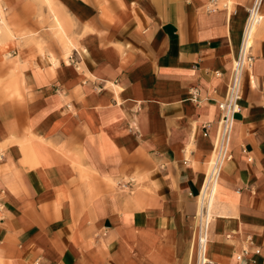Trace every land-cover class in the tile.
Instances as JSON below:
<instances>
[{
	"label": "crops",
	"instance_id": "obj_1",
	"mask_svg": "<svg viewBox=\"0 0 264 264\" xmlns=\"http://www.w3.org/2000/svg\"><path fill=\"white\" fill-rule=\"evenodd\" d=\"M33 2L0 0V264H197L198 196L253 0H57L49 23ZM54 14L66 35L48 47L14 34ZM252 53L210 264H264V19Z\"/></svg>",
	"mask_w": 264,
	"mask_h": 264
},
{
	"label": "built area",
	"instance_id": "obj_2",
	"mask_svg": "<svg viewBox=\"0 0 264 264\" xmlns=\"http://www.w3.org/2000/svg\"><path fill=\"white\" fill-rule=\"evenodd\" d=\"M262 4L263 0H253L247 10L248 16L239 50L232 60L226 94L219 102L220 118L217 134L213 143L211 158L208 162V169L205 173V180L198 196V210L194 215V219L197 221L194 229L197 245V264L211 263L207 257V245L214 217L210 210L211 202L218 194L219 179L224 167L234 158L231 144L236 121L235 115L241 111L240 100L242 98L244 73L246 69L253 66L255 60L252 46L257 28L264 19ZM216 74L221 75L220 72H216ZM242 151L248 153L245 146L242 147ZM251 159L252 157H249V160ZM243 252L244 254L247 253L248 249L244 248Z\"/></svg>",
	"mask_w": 264,
	"mask_h": 264
},
{
	"label": "rangeland",
	"instance_id": "obj_3",
	"mask_svg": "<svg viewBox=\"0 0 264 264\" xmlns=\"http://www.w3.org/2000/svg\"><path fill=\"white\" fill-rule=\"evenodd\" d=\"M35 1L40 7H41V19H42V22L43 23H49V19L51 17V13H52V10L53 12L55 13L56 11V8H57V0H30L31 4H33ZM28 2V0H27ZM56 14V13H55ZM55 14H54V18L56 19L55 17ZM8 17H10V15H8ZM57 17L60 18L61 20V17L57 14ZM0 25L3 23L2 25V30H3V35L5 34H9L11 31L9 30V28L7 27V22H6V19L5 17H0ZM12 29L14 30V34H17V35H25V34H38V35H41V39L42 41L45 40L47 42L43 43L42 45L45 46V47H48L49 44H50V41L52 39V37L56 38V37H59L62 39V37L64 36L65 37V33H66V28L64 27V29H61L58 25V20L56 19V26H51L48 25V26H43L41 28H39L38 31H34V29H31V30H28V29H21L19 27H12ZM40 39V40H41ZM2 43L0 42V45ZM71 46H76V43H68V46H67V50L69 49L70 50V47ZM39 51H45L44 48L40 47L39 48ZM53 60L55 59V57H52ZM55 62V60H54Z\"/></svg>",
	"mask_w": 264,
	"mask_h": 264
}]
</instances>
